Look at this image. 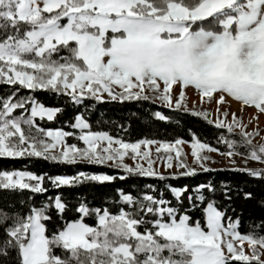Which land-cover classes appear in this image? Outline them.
Instances as JSON below:
<instances>
[{
    "label": "snow or ice",
    "instance_id": "1",
    "mask_svg": "<svg viewBox=\"0 0 264 264\" xmlns=\"http://www.w3.org/2000/svg\"><path fill=\"white\" fill-rule=\"evenodd\" d=\"M0 84L19 86L11 96L0 98V158L113 166L129 175L164 180L154 170L150 153L140 151L141 145L156 142L125 143L105 132H92L85 117L78 115L71 127L79 130L75 138L84 146L68 144L66 138L74 133L45 130L35 123L37 117L53 120L61 109L48 108L34 97L15 96L20 88L42 90L69 96L79 105L89 99L102 101L107 94L111 100L160 101L188 112L185 90L192 88L199 95L194 109L198 103L214 101L226 119L229 112L220 106L231 99L240 104L241 114L246 107L255 110L247 124L236 113L227 124L208 121L229 133L238 127L241 143L224 139L229 150L221 152L193 137L191 155L199 169L213 171L208 165L215 161L204 153L226 156L232 164L239 155L245 164L251 160L264 165V143L253 144L264 115V0H0ZM174 86L180 89L178 95ZM18 109L30 110V116H14ZM193 114L204 119L210 115ZM156 117L166 119L159 112ZM252 124L257 130L246 131ZM183 143L178 139L174 145L157 147L158 153H169L168 168L173 167L170 153L175 150L179 159L182 152L175 145ZM129 152L134 166L124 162ZM137 157L146 160L147 167ZM177 166L186 169L181 175L196 174L183 160ZM234 170L264 179V170ZM46 178L54 188L117 179L85 172L46 177L5 170L0 171V190L44 193ZM170 191L182 202L187 189ZM244 195L251 198V193ZM121 200L133 210L114 214L80 204L79 218L64 221L53 232L47 226L52 219L49 210L54 208L63 219L67 207L60 196L24 215L0 210L5 236L0 264H264V235H242L240 221L226 217L214 203L207 205L201 223L186 212L180 214L162 192L142 199L121 193ZM92 215L96 226L84 222Z\"/></svg>",
    "mask_w": 264,
    "mask_h": 264
},
{
    "label": "trees",
    "instance_id": "2",
    "mask_svg": "<svg viewBox=\"0 0 264 264\" xmlns=\"http://www.w3.org/2000/svg\"><path fill=\"white\" fill-rule=\"evenodd\" d=\"M17 88H19L18 85L0 84V98L11 96ZM27 97H34L48 108L61 109L62 111L53 120L35 119V123L45 130H63L74 133V136L66 138V142L77 144L78 147L84 146L82 141L75 138L80 132L71 127L78 115L85 117L92 132H105L125 143L151 140L158 144H175V141L179 139L184 141V144H192L193 137H195L200 142L215 147L221 152L229 150L224 139L234 140L238 145L241 143V136L238 133H229L225 128H217L214 123H209L207 119L193 112L170 109L162 106V103L151 100L97 101L89 99L77 105L71 101L69 96L42 90L32 92L23 88H20L15 96L16 99ZM28 112L18 109L15 114H27ZM157 112L164 115L166 119H158ZM24 128L27 131V127ZM32 131L35 133V128ZM239 150L247 151L246 148ZM5 170L28 171L36 175H46V177L74 176L79 172L117 177L114 181L103 184L85 182L73 187L60 188H54L46 178L44 187L48 190L44 193H33L29 190H0V210L9 214H27L32 207H41L46 203H51L56 196H60L67 206L66 211L61 219L54 208L49 210V215L52 217L47 222L49 232L62 227L64 221L78 219L80 214L76 209L80 204H85L91 209H108L115 214L121 209L133 210L132 206L122 203L121 193L142 199L145 194L158 196L162 192L164 198L171 201L180 214L186 212L194 221L204 223L207 205L214 203L217 210L226 213V217L240 221L238 231L242 235H264V227H262L264 226V179L251 177L243 171L217 169L210 172L199 171L192 176H165L166 179L160 180L156 177L129 175L113 166L87 163L66 165L26 156L15 159L0 158V171ZM259 170H264V168ZM120 176L127 178L121 180ZM209 185L211 189L208 188ZM152 188L156 191L153 192ZM170 188L187 189L181 197L182 202L176 200ZM245 193H251V198L246 199ZM200 196L204 197L203 201L198 199ZM188 197H192V200L190 201ZM84 222L90 226H96L95 215L85 217ZM4 239L3 231L0 230V241Z\"/></svg>",
    "mask_w": 264,
    "mask_h": 264
},
{
    "label": "rangeland",
    "instance_id": "3",
    "mask_svg": "<svg viewBox=\"0 0 264 264\" xmlns=\"http://www.w3.org/2000/svg\"><path fill=\"white\" fill-rule=\"evenodd\" d=\"M179 91H180V89L178 86L173 87V92L175 95H178ZM185 91H186V95L188 98V100H187L188 108L191 110L188 112L194 113V112H199V111H206V112L210 113V115L207 118L208 121L209 120H211V121L224 120L225 124H227V123L231 122V120H232L231 114L236 113V115L238 117L243 115V122L245 124H247L249 116L254 114V112H255L254 109L246 107L243 111V114H241L240 104L236 101L229 99L228 104L220 106L222 111L227 110L229 112V116L225 119L219 112H217V105L214 101L212 103H202V104L198 103L197 107L194 109L193 104H194V102L199 101V95L196 92V90H194L192 88H189ZM106 100L107 101L111 100L107 96V94H105L103 97V101H106ZM156 102L161 103L160 101H156ZM162 106H165V105L163 104ZM182 112H185V111H182ZM13 114H14V116L17 115V114H15V112ZM19 116H24L27 118L28 116H30V110L27 114L23 113V114H20ZM260 117H262L264 119V115H261ZM36 119L41 120L39 117H37ZM43 120H47V118L45 117ZM259 122H260V120H259ZM22 127H27V126L22 125ZM258 128L260 130V136H256L253 138V144L264 143V140L261 139V137H264V124L259 126V123H258ZM256 130H257L256 124L249 125L246 129V131H249V132H255ZM234 132L239 134L240 129L237 127ZM160 145H163V144H154L153 143V144L147 145V146L141 145L140 151L141 152L147 151L150 153L149 158L152 159L153 161H155V163L153 164V168L155 171L159 172L161 175L172 176V177L184 176V175H181V173L185 172L186 169L179 168L177 166L181 162V160H183L188 166L195 168L196 172L202 171L199 169L198 165L194 162V157L191 155V152H192L191 144L175 145V149L181 150L182 155L179 159H177L175 150L172 153H170V155H172L174 157V159L172 160L173 167H171V168L167 167L168 161H167L166 157H167V155H169V153L164 152L163 149H161V151L159 153L156 151L157 147H159ZM115 146L118 147V145H115ZM204 154L210 155L212 157V160L215 161L214 163H209V165H208L213 170H217V169H244L245 167H247L248 169H252V170H259V169L264 168V165H262L258 162L251 161V160H249L247 162V164H245L244 159L239 155L234 157L235 164H232L230 161V158H228L226 156H221L217 153H204ZM131 155H132V153L129 152V154L125 156L124 162L130 166H134L136 161H134L133 159L130 158ZM137 161H139L144 167H147V161L144 160L142 157H137ZM109 163L111 164L112 162H109ZM244 247H245V250H247L246 244L244 245Z\"/></svg>",
    "mask_w": 264,
    "mask_h": 264
},
{
    "label": "bare ground",
    "instance_id": "4",
    "mask_svg": "<svg viewBox=\"0 0 264 264\" xmlns=\"http://www.w3.org/2000/svg\"><path fill=\"white\" fill-rule=\"evenodd\" d=\"M260 122H259V126L264 124V119L262 117L259 118Z\"/></svg>",
    "mask_w": 264,
    "mask_h": 264
},
{
    "label": "crops",
    "instance_id": "5",
    "mask_svg": "<svg viewBox=\"0 0 264 264\" xmlns=\"http://www.w3.org/2000/svg\"><path fill=\"white\" fill-rule=\"evenodd\" d=\"M154 144H158V143H154ZM183 145H184V143H183Z\"/></svg>",
    "mask_w": 264,
    "mask_h": 264
}]
</instances>
